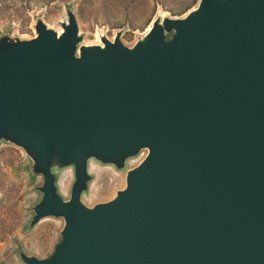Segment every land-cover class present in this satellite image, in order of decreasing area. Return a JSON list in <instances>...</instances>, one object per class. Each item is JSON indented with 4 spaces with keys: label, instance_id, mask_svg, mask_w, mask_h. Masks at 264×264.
I'll use <instances>...</instances> for the list:
<instances>
[{
    "label": "water",
    "instance_id": "95a60500",
    "mask_svg": "<svg viewBox=\"0 0 264 264\" xmlns=\"http://www.w3.org/2000/svg\"><path fill=\"white\" fill-rule=\"evenodd\" d=\"M61 28L0 36V144L42 178L28 227L63 221L49 257L21 262L264 264V0H198L132 47L80 45L71 11ZM142 152L110 201L82 203L90 161Z\"/></svg>",
    "mask_w": 264,
    "mask_h": 264
},
{
    "label": "rangeland",
    "instance_id": "374dc122",
    "mask_svg": "<svg viewBox=\"0 0 264 264\" xmlns=\"http://www.w3.org/2000/svg\"><path fill=\"white\" fill-rule=\"evenodd\" d=\"M198 0H0V36L27 40L35 38L34 25L41 20L48 29L61 34L71 11L78 26L80 45L100 44V37L112 41L120 33L125 47H132L160 18H181L177 12L196 6ZM188 10V11H189ZM174 12V13H172ZM181 14V15H180ZM130 159L123 171L95 161L88 164L92 177L88 191L81 197L86 207L110 201L125 186V172L139 164L145 156ZM30 161L15 146L0 144V264H23L19 253L44 259L50 256L59 242L63 226L61 219H43L33 228L29 222L31 209L41 200L38 188L41 177H32ZM57 192L69 198L74 182L73 168L56 175Z\"/></svg>",
    "mask_w": 264,
    "mask_h": 264
},
{
    "label": "trees",
    "instance_id": "16d2710c",
    "mask_svg": "<svg viewBox=\"0 0 264 264\" xmlns=\"http://www.w3.org/2000/svg\"><path fill=\"white\" fill-rule=\"evenodd\" d=\"M188 10H189V8L187 9V7H186L185 9H183V10L180 11V12H177V14H174L173 16L179 15L178 13L184 14V13L187 12ZM172 13H174V12H172ZM181 14H180V15H181Z\"/></svg>",
    "mask_w": 264,
    "mask_h": 264
}]
</instances>
